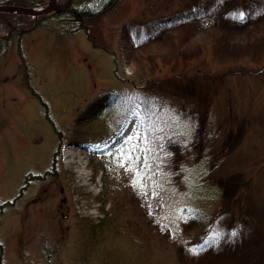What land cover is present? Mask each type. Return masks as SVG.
<instances>
[{"label":"rangeland","instance_id":"1","mask_svg":"<svg viewBox=\"0 0 264 264\" xmlns=\"http://www.w3.org/2000/svg\"><path fill=\"white\" fill-rule=\"evenodd\" d=\"M79 24L1 35L0 263L74 264L80 220L117 209L162 240L170 196L141 192L123 162L124 190L101 195L99 161L134 142L184 205L217 191L207 244L169 234L173 263L264 264V0H119Z\"/></svg>","mask_w":264,"mask_h":264},{"label":"trees","instance_id":"2","mask_svg":"<svg viewBox=\"0 0 264 264\" xmlns=\"http://www.w3.org/2000/svg\"><path fill=\"white\" fill-rule=\"evenodd\" d=\"M59 1L65 2L66 0ZM118 1L82 0L83 5L80 8L72 4L63 12L39 17L36 27H43L46 22L53 19L56 21L63 19L79 22L80 29L84 30L87 22L110 12ZM47 2L48 0H8L1 3L41 8ZM35 22L33 16L0 12V36L16 28L10 38L17 34L22 39L21 29L32 28L35 26ZM8 41H1L0 52L4 51ZM81 125L83 124L80 121L76 126L79 128ZM82 131L83 129H80L82 134H86L85 131ZM104 135L93 136L97 140L105 141ZM116 162H123L121 164L130 169L131 177L135 174L140 178L138 189L141 192H161L170 196L164 212L159 216L162 222L167 223L168 227L163 229L161 240L158 238L161 235L150 230L148 222L131 213H129L130 216L123 217L117 213L118 209H115V217L113 214L103 212V217L97 222L82 219L80 220L82 222L81 230L85 232V235L83 238L81 236L76 246L78 255L75 257L74 264H175L170 255L175 252L176 248L172 246L169 234L176 235L184 241L199 240L204 243L207 240L212 229L211 203L216 202L217 191L201 184L198 193L201 201L199 205H184L182 202L184 196L177 197L175 186L172 183L173 177L168 170L162 169L159 156L141 143L129 142L120 151L117 161L112 156L99 161L98 167L102 171L104 183V193L101 195L116 197L119 196L120 191L124 190L122 184L118 182L122 177L115 175ZM201 166L202 163L194 171V174L199 176V180L203 173ZM192 187L191 191L193 192L195 185ZM117 215L122 219L117 218ZM186 219L190 220V229H186L183 222Z\"/></svg>","mask_w":264,"mask_h":264},{"label":"water","instance_id":"3","mask_svg":"<svg viewBox=\"0 0 264 264\" xmlns=\"http://www.w3.org/2000/svg\"><path fill=\"white\" fill-rule=\"evenodd\" d=\"M72 2L73 0H67V2L61 6L58 4V0H49L47 5L43 8H31L12 4H0V12L33 16L34 18L38 19L40 16H45L51 13H60L67 10L71 6ZM3 39H5V37H0V41Z\"/></svg>","mask_w":264,"mask_h":264},{"label":"snow or ice","instance_id":"4","mask_svg":"<svg viewBox=\"0 0 264 264\" xmlns=\"http://www.w3.org/2000/svg\"><path fill=\"white\" fill-rule=\"evenodd\" d=\"M240 16H241V18H242V17H243V14L241 13ZM130 139H131V138H130ZM232 235L235 236V235H236V232L234 231V232L232 233ZM206 244H207V241H205V245H206ZM205 245H201V246H199V247H194V248L192 249V251H193L194 253H198L199 251L203 250V248H204Z\"/></svg>","mask_w":264,"mask_h":264},{"label":"bare ground","instance_id":"5","mask_svg":"<svg viewBox=\"0 0 264 264\" xmlns=\"http://www.w3.org/2000/svg\"><path fill=\"white\" fill-rule=\"evenodd\" d=\"M130 124H132V121L129 122V128H130ZM129 128H128V130H129ZM118 140H122L121 137ZM117 143H119V141Z\"/></svg>","mask_w":264,"mask_h":264}]
</instances>
